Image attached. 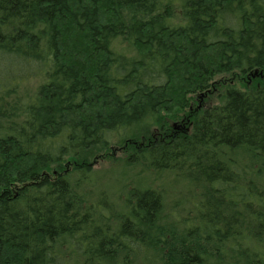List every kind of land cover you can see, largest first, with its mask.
Segmentation results:
<instances>
[{"label":"trees","instance_id":"16d2710c","mask_svg":"<svg viewBox=\"0 0 264 264\" xmlns=\"http://www.w3.org/2000/svg\"><path fill=\"white\" fill-rule=\"evenodd\" d=\"M257 68L264 0H0V264H264V79L188 110Z\"/></svg>","mask_w":264,"mask_h":264},{"label":"rangeland","instance_id":"374dc122","mask_svg":"<svg viewBox=\"0 0 264 264\" xmlns=\"http://www.w3.org/2000/svg\"><path fill=\"white\" fill-rule=\"evenodd\" d=\"M248 77V76H247ZM259 79V77H253V76H249L248 78L246 77H240L238 72H232L231 74L228 75H222L220 76L218 79L215 80L214 85L211 89H209V91L207 92H203L200 94H196L194 95L193 100L191 101L190 104V108L188 110H197V109H205L206 107L210 106V105H215V104H220L221 103V98L224 95V92L226 90V88L228 86H239V87H243L246 84L251 86L254 82H256L255 80ZM202 94H205L204 96H202ZM173 123H176L173 122ZM173 123H172V127L175 131L182 132V129H178V128H174L173 127ZM188 126V125H187ZM152 132V138H155V134H157L158 130L154 129L151 131ZM121 150L114 147L112 148L110 151L108 152H96L94 153V155H92V157H90V162H92L94 164L95 169L98 170H104L108 167H110L114 161L116 159H118L119 156H121ZM117 173H115L113 176L108 174V172H106V176H105V180L110 181V180H117L119 179V183L122 182V180L124 179V177H122V175L118 172H127L125 170L124 167H118L116 169ZM134 174V173H133ZM133 174H127L128 178H131L132 180H136L135 176H133ZM135 175V174H134ZM102 176V175H101ZM164 184L168 187H171L173 189H175L174 191L176 192H171L170 196H169V201L173 202L175 200L178 199V195L182 200H185L184 197H182L183 194H185L184 192H182L181 189H184L186 191H188L191 187L187 186V182H184L182 180V178L180 177H176L175 179L169 180L168 182H164ZM179 198V199H180Z\"/></svg>","mask_w":264,"mask_h":264},{"label":"flooded vegetation","instance_id":"af4514ba","mask_svg":"<svg viewBox=\"0 0 264 264\" xmlns=\"http://www.w3.org/2000/svg\"><path fill=\"white\" fill-rule=\"evenodd\" d=\"M258 71V74H254L255 71ZM240 77H246L248 78L249 76H253V77H259L260 79H264V68H257L255 70H252L250 73L248 74H245V75H242V74H239ZM248 76V77H247ZM209 91V90H208ZM205 94H202V96H204ZM189 119H187V116H185V118L181 121H179V124L177 123H174L173 126L174 128H178V129H182L184 131H188L189 130V127H187V121Z\"/></svg>","mask_w":264,"mask_h":264},{"label":"water","instance_id":"95a60500","mask_svg":"<svg viewBox=\"0 0 264 264\" xmlns=\"http://www.w3.org/2000/svg\"><path fill=\"white\" fill-rule=\"evenodd\" d=\"M254 74H258V71L256 70V71L254 72Z\"/></svg>","mask_w":264,"mask_h":264}]
</instances>
